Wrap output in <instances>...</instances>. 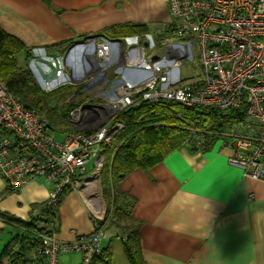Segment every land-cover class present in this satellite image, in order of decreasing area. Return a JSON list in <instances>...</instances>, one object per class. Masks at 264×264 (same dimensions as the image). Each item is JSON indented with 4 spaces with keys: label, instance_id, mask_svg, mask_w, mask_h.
Returning <instances> with one entry per match:
<instances>
[{
    "label": "built area",
    "instance_id": "built-area-1",
    "mask_svg": "<svg viewBox=\"0 0 264 264\" xmlns=\"http://www.w3.org/2000/svg\"><path fill=\"white\" fill-rule=\"evenodd\" d=\"M167 10L169 36L160 40L157 52H165V57L171 58L168 62L164 58L152 61L154 56L149 62L147 58L130 61L129 49H141L137 36L125 37L121 44L102 38L91 52L92 62L100 69L90 76H97L82 75L75 83L67 74L62 77L64 57H49L42 48L33 50V61H37L32 63V72L40 76L39 84L47 91L71 83L94 90L112 67L121 75L70 111L69 121L77 132L62 134V141L56 139L48 122L25 109L0 79V178L10 192L36 178L52 186L47 198L51 206L65 189L92 192L104 163L103 147L123 128L115 114L157 100L207 114L235 116L232 121L225 119L217 129L211 125L191 128L185 145L202 151L204 142L220 139L222 149L230 152L229 164L240 168L244 177L264 182V0H167ZM145 36L152 49L153 43L156 45L153 35ZM113 45L119 47L116 52L123 50L120 56L112 52ZM69 53L73 54L72 49L66 57ZM186 63L198 74L181 78L178 67ZM83 65L88 69L90 62ZM89 78L91 85L89 80L81 83ZM73 173L81 175L72 180ZM103 236L97 227L94 233L69 242L44 234L38 254L45 258V264H61L59 257L70 253L79 254V264H94L102 252Z\"/></svg>",
    "mask_w": 264,
    "mask_h": 264
},
{
    "label": "crops",
    "instance_id": "crops-1",
    "mask_svg": "<svg viewBox=\"0 0 264 264\" xmlns=\"http://www.w3.org/2000/svg\"><path fill=\"white\" fill-rule=\"evenodd\" d=\"M50 1L58 14L43 0H0V29L27 48L47 49L51 57H58L60 43L72 41L73 46L87 39L73 52H78L77 61L80 55L91 54L102 39L98 33L109 26L138 23L155 30L169 22L167 0ZM154 30L150 33L161 32ZM94 35L92 41L89 37ZM128 52L130 61L143 58L141 49ZM67 63L71 81L77 71L87 72L78 63L71 71ZM112 72L113 67L107 69L108 78ZM229 156V150L217 144L203 151L184 145L148 172L134 170L118 184L119 192L135 200L132 217L139 223L143 264H264V182L244 177L240 168L229 164ZM51 189L36 178L10 192L0 178V212L27 220L34 206L47 202ZM86 194L71 190L61 198L54 235L69 242L99 226L104 235L100 246L112 254L110 264H129L114 230L98 225L106 209L91 208ZM91 210H98V216ZM4 226L0 221V229ZM0 241L5 243L6 237L0 236ZM79 260L77 253L59 257L61 264H79Z\"/></svg>",
    "mask_w": 264,
    "mask_h": 264
},
{
    "label": "trees",
    "instance_id": "trees-1",
    "mask_svg": "<svg viewBox=\"0 0 264 264\" xmlns=\"http://www.w3.org/2000/svg\"><path fill=\"white\" fill-rule=\"evenodd\" d=\"M43 2L59 13L52 7L50 0ZM166 28L161 26L154 30L145 24L125 23L109 26L98 34L107 40H119L134 35H138L141 40L146 34L159 29L160 33L151 35L160 43V40L163 41L164 37L169 36ZM71 44L72 41H66L57 45L58 53L64 54ZM31 49L0 29V79L6 90L25 109L41 115L54 134L62 137V134L74 130L70 125L69 113L79 105L75 103L76 98L78 103L82 101L84 87L65 85L50 93L42 91L31 71L17 65L22 59L25 63L30 59ZM71 98L74 99L70 102ZM115 118L123 123V128L112 137L113 141L103 147L100 194L106 213L104 220L98 225L103 223L107 228L114 230V236L122 242L123 253L129 264H143L139 223L132 217L135 200L128 194L119 192L118 184L134 170L148 172L167 155L184 146L191 128L211 125L217 129L225 119L231 118L229 121H232L235 116L222 112L207 114L180 103L157 100L122 109L115 114ZM215 140L216 138L204 142L203 150L210 148ZM191 150L197 151L194 148ZM86 169L91 170V163ZM79 175L81 173L71 174L72 180ZM66 190L59 195L53 206L47 202L34 206L36 210L27 220L0 212V221L5 224L0 229V236L6 237L0 249V264H45V258L38 254L41 236L52 235L57 231V207L61 198L68 192ZM99 228L101 227L98 226ZM111 261L112 254L108 248L102 249L101 255L94 260L95 263L103 264H110Z\"/></svg>",
    "mask_w": 264,
    "mask_h": 264
},
{
    "label": "rangeland",
    "instance_id": "rangeland-1",
    "mask_svg": "<svg viewBox=\"0 0 264 264\" xmlns=\"http://www.w3.org/2000/svg\"><path fill=\"white\" fill-rule=\"evenodd\" d=\"M126 37H131V38H133L134 36H126ZM138 38H139V40H140V37L138 36ZM141 39H144L145 40V42L146 43H144V44H142L141 43V45L139 46L140 48H141V56H143V59H146L147 58V62H149V59H150V57L151 56H154V57H157V58H164V60L165 61H169V60H171V58H166L165 57V52H164V55L163 54H160V53H158L157 51H158V47H159V41H157V40H154L155 41V43H156V45L153 43V48L151 49L150 48V46H151V43H150V41L148 42V40L146 39V36H143ZM156 39V38H155ZM102 40H104V39H101V42H102ZM121 41V40H120ZM141 42V41H140ZM93 44V43H92ZM98 44V43H97ZM119 44H121V43H119ZM167 46H169V44L168 45H166L165 47H164V51L166 50V47ZM73 48H72V53L74 52V50H76V49H80L81 48V44H74L73 46H72ZM156 47V48H155ZM33 50L34 49H31V51H30V59H28V61L25 63V61H23V59H22V61H20V62H18L17 63V65L20 67V68H27L28 70H30L31 71V74H32V76L34 77V80L36 81V83H37V86L38 87H40V89L42 90V91H44V92H46V93H50V92H52V91H47V90H44L43 88H41V86H40V76L38 77V76H36L33 72H32V67H33V64L32 63H35V61H37V60H35V61H33V57H34V53H33ZM96 51V49H92V52L94 53ZM44 52L47 54V55H50V53L48 52V50L47 49H45L44 50ZM123 52V50L122 49H120L116 54L117 55H119L120 56V54ZM56 55H58V56H62V57H64V54H61V53H57ZM69 56H70V54L67 56V57H64V59H63V63H65L66 61H68V59H69ZM49 57H51V56H49ZM142 59H140L139 61H141ZM138 61V62H139ZM153 61V60H152ZM152 67H154V65L152 66ZM166 67H168V65H166ZM125 70V69H124ZM178 70H179V76L181 77V78H183V79H188V78H191V77H194L195 76V74H198V70H191L190 69V66H189V64L188 63H186V64H183V65H180L179 67H178ZM66 71H67V69H66V67H65V65H64V68H63V78H66ZM127 71V70H126ZM137 71V70H136ZM118 72H120V71H118ZM173 72H175L176 73V71L175 70H173ZM113 73V75L112 76H110L109 78L107 77V75H104V76H102L103 78H102V80L99 82V83H97L96 84V86H95V88H94V90H93V88L92 87H89V88H87V90H82V101L81 102H79L78 103V98H76V100H75V103H77V105L78 104H81V103H83L84 101H87V100H90V98H92V96L96 93V92H100V91H102V90H104L108 85H109V83L112 81V80H114V79H116L117 77H121V75H120V73H116L115 72V70L112 72ZM127 73H128V71H127ZM139 75H140V73L137 71V73L134 75L135 77H137V79L139 78ZM97 76V74L96 75H94V76H92V77H96ZM90 78H92L91 76H89ZM98 77H100V76H98ZM85 79V80H82L81 81V83H83L84 85L86 84V82L89 80L90 81V85L93 83V80L92 79ZM57 79V81L56 82H61V80L59 79V78H56ZM136 79V80H137ZM78 81H79V79H77ZM76 83V82H75ZM68 85H80V84H73V83H71V84H68ZM75 95V94H74ZM73 95V96H74ZM78 96V95H77ZM104 97V96H103ZM74 98H75V96H74ZM81 98V97H80ZM72 101V100H71ZM70 101V102H71ZM95 101H101V99H96ZM41 116V115H40ZM42 117V116H41ZM43 118V117H42ZM71 125V124H70ZM73 131H75V132H77V130H76V128L73 130ZM68 132H71V131H68ZM114 137V136H113ZM56 139L58 140V141H62V139H63V137H61V136H59V135H56ZM111 141H113V138H112V140ZM222 141L220 140V139H216L215 140V144H217V145H220V143H221ZM97 185L95 186V187H93V191L92 192H88L87 193V196L90 198V200L92 201V203H93V206H95L98 210H100L101 212H102V210H104V209H106V207H105V205H104V202H103V200H102V198H101V194H100V175H99V177L97 178ZM93 185V184H92ZM91 209V208H90ZM98 210H96V217L98 216L97 215V212H99ZM92 212L93 211H95V210H91ZM103 242L105 243V244H107L108 243V240H103ZM1 247H2V243H1V241H0V249H1Z\"/></svg>",
    "mask_w": 264,
    "mask_h": 264
},
{
    "label": "bare ground",
    "instance_id": "bare-ground-1",
    "mask_svg": "<svg viewBox=\"0 0 264 264\" xmlns=\"http://www.w3.org/2000/svg\"><path fill=\"white\" fill-rule=\"evenodd\" d=\"M69 47H71V46H69ZM118 48H119L118 45H113L112 46V52H114V50L117 51ZM77 54H78V52L73 53L72 55L69 56L68 63H67V61L65 62V63H67V67L71 71H74V69L76 67V63H78L77 65H78V68H80V69H83L84 68V65H83L84 64V61H86V62L89 61L90 62V66H89L88 69L85 68L87 70V72H84L83 70L82 71H77V75H75L73 77L74 82H78L76 79L79 78L80 76L83 75L84 77L88 78L91 74L97 73V71L100 69V67L96 63H93L92 62V57H93L92 54H90V55H87V54H84L83 55L82 54V55H80L77 58V61H76V55ZM92 207H93V203L91 202V208ZM95 208L96 207L94 206V209Z\"/></svg>",
    "mask_w": 264,
    "mask_h": 264
},
{
    "label": "water",
    "instance_id": "water-1",
    "mask_svg": "<svg viewBox=\"0 0 264 264\" xmlns=\"http://www.w3.org/2000/svg\"><path fill=\"white\" fill-rule=\"evenodd\" d=\"M90 39H92V38H97V36L96 35H94L93 37H89ZM85 40H87V39H85ZM84 39L82 40V41H80V42H78L77 44H83L84 43V41H85ZM92 41H95L94 39H92ZM118 43H120L121 41L119 40V41H117ZM73 47L71 46L70 48H69V51L72 49ZM69 54H71V53H69ZM68 54V55H69ZM67 55V56H68ZM157 59V57H153L152 58V60H156ZM73 82H74V80H73ZM79 130V129H78Z\"/></svg>",
    "mask_w": 264,
    "mask_h": 264
},
{
    "label": "clouds",
    "instance_id": "clouds-1",
    "mask_svg": "<svg viewBox=\"0 0 264 264\" xmlns=\"http://www.w3.org/2000/svg\"><path fill=\"white\" fill-rule=\"evenodd\" d=\"M102 230V229H101ZM102 232H103V230H102Z\"/></svg>",
    "mask_w": 264,
    "mask_h": 264
}]
</instances>
